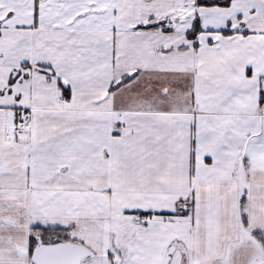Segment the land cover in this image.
I'll return each instance as SVG.
<instances>
[{
	"label": "snow or ice",
	"instance_id": "snow-or-ice-1",
	"mask_svg": "<svg viewBox=\"0 0 264 264\" xmlns=\"http://www.w3.org/2000/svg\"><path fill=\"white\" fill-rule=\"evenodd\" d=\"M0 264H264V0H0Z\"/></svg>",
	"mask_w": 264,
	"mask_h": 264
}]
</instances>
